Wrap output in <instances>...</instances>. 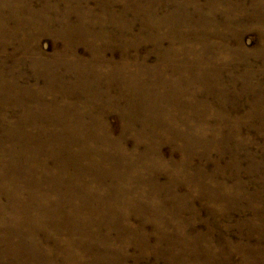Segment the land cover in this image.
Here are the masks:
<instances>
[{"label": "rangeland", "instance_id": "rangeland-1", "mask_svg": "<svg viewBox=\"0 0 264 264\" xmlns=\"http://www.w3.org/2000/svg\"><path fill=\"white\" fill-rule=\"evenodd\" d=\"M0 264H264V0H0Z\"/></svg>", "mask_w": 264, "mask_h": 264}]
</instances>
